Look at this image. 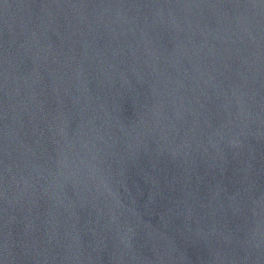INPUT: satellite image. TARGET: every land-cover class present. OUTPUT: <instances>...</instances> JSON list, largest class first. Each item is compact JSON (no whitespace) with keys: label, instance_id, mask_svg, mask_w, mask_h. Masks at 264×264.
Instances as JSON below:
<instances>
[{"label":"water","instance_id":"95a60500","mask_svg":"<svg viewBox=\"0 0 264 264\" xmlns=\"http://www.w3.org/2000/svg\"><path fill=\"white\" fill-rule=\"evenodd\" d=\"M0 264H264V0H0Z\"/></svg>","mask_w":264,"mask_h":264}]
</instances>
